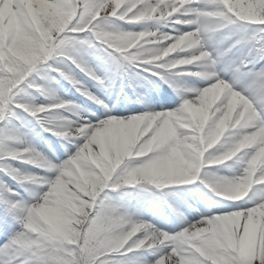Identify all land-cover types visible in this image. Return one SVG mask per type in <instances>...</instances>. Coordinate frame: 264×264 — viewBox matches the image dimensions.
I'll list each match as a JSON object with an SVG mask.
<instances>
[{"label": "snow or ice", "instance_id": "obj_1", "mask_svg": "<svg viewBox=\"0 0 264 264\" xmlns=\"http://www.w3.org/2000/svg\"><path fill=\"white\" fill-rule=\"evenodd\" d=\"M261 21L264 0H0V264H264ZM58 77L104 111L61 97ZM86 80L129 100L131 89L145 110L112 114ZM169 88L181 102L157 110L175 103ZM29 117L59 156L29 139ZM233 159L238 172L211 171ZM197 182L214 207L197 206L198 186L169 190ZM126 186L164 199L176 221L139 218Z\"/></svg>", "mask_w": 264, "mask_h": 264}, {"label": "rangeland", "instance_id": "obj_2", "mask_svg": "<svg viewBox=\"0 0 264 264\" xmlns=\"http://www.w3.org/2000/svg\"><path fill=\"white\" fill-rule=\"evenodd\" d=\"M125 27L132 28L134 30H139V29L142 28L141 26H139L137 24L125 25ZM86 82L88 84V87H90L94 92H96V88H98V87L95 85V82L94 81H90V80H86ZM64 89L66 90V93L68 94L67 95L68 97L65 98V99L74 100V101H76L77 104H80V105L84 104L85 107L89 106L90 104L92 105V103H94V101L88 99L87 97H84L83 95H81V93L77 92L76 88L73 87V85L71 83H69V82L64 84ZM127 91H128L129 94L130 93L132 94L131 91H129V90H127ZM100 96L102 97V94H100ZM38 102L46 103L48 101H46L43 96H40L38 98ZM180 102H181V100H179V101L177 100L176 103H175V106L172 107V108H175ZM93 107H94V105H93ZM96 107H97V105L94 108H96ZM145 107H146L145 105H140V106H137L135 109H129V110H115V109H112V114L117 115V116H120V115L121 116H129V115L134 114V113L143 112L145 110ZM96 109L98 110L97 115H99L100 112L104 111L103 107L101 108V110L98 109V107ZM159 109L160 108L157 107V110H159ZM29 119L31 120V117H29ZM30 127L33 129V131L30 133L29 139L38 148L42 149L44 152H46L49 155H51L52 151L48 147V145L51 144L52 149H56L57 150L56 151V155L57 156L60 155V152L63 151V148H62L61 145H59L58 142H56V140H58L57 137L53 136L51 133L43 131L41 129L40 125L35 120H31ZM61 158H63V157H61ZM13 163H15L17 167L30 169L31 171H34V172H41L42 171L39 167H34L31 164L21 163L19 161H13ZM239 170H240V168H237L235 171L238 172ZM211 171L217 172L218 171L217 167L216 166L213 167L211 169ZM225 174L226 175H232L233 171L232 172H225ZM0 175H2V174H0ZM5 179H7L9 181V183H12L13 185H15V183H16L10 176L5 177ZM202 185H204V184L200 183V182H197L196 185H190V186H169V190L173 191L174 188H178L177 190L180 191V190H186L188 188L197 187V186L199 188L203 189ZM149 187H152L154 191H158V190H156L154 188V186H149ZM205 189H206L207 193H209L210 195L213 194L211 192V190L208 189L207 187H205ZM125 191L129 193V196L125 197V200L132 205L130 210L133 211V212H136V206L139 205L140 210H139V213L137 215L139 216V218H142L144 220L145 219L150 220V218H151V216H147L146 217L145 214L142 213L143 212L142 210L144 208L154 207L155 208V212H160L159 210L162 211V209L165 206H168V203L164 199H162L160 197H151V198H149L150 194L138 195V193L140 191L138 186H126ZM120 194L121 193H114V195H120ZM212 197L218 198L214 194L212 195ZM169 199L175 204L177 201L180 200V196L173 195V196L169 197ZM198 199H199L200 202L202 201L201 204L203 203V205L207 203V201H205V200L212 201L210 203L214 207V202L215 201H213V198H206V199L201 198L200 199V197H198ZM52 222L55 223L54 220ZM162 222L163 223L159 224L158 226L163 227V226L166 225L164 223V220H162ZM129 255H131V254H129Z\"/></svg>", "mask_w": 264, "mask_h": 264}, {"label": "bare ground", "instance_id": "obj_3", "mask_svg": "<svg viewBox=\"0 0 264 264\" xmlns=\"http://www.w3.org/2000/svg\"><path fill=\"white\" fill-rule=\"evenodd\" d=\"M142 27H144V25H142ZM164 31H167L168 29H163ZM181 79L183 80V81H185L190 87H203L204 85H205V83H206V81H204L202 78H197V77H195V76H192V75H188V74H184V75H182L181 76ZM166 87V86H165ZM57 88V87H56ZM58 89V88H57ZM97 90H101V89H97ZM131 90V89H130ZM169 90H170V88H169ZM59 91V95L61 96V94H62V91H61V93H60V90H58ZM104 92H105V94H103L102 96L104 97V98H106L107 96H109V91H111V90H108V91H105V90H103ZM127 91V90H126ZM132 91V90H131ZM171 94H173V98H174V100H175V96L176 97H179V98H181L180 97V95H179V92L178 91H173L172 90V92H171ZM111 95L112 96H114V100H115V98H116V101H115V103L116 104H114V105H132V106H135V105H138V103H141L139 100H137L136 98H135V95L134 96H132V99L131 100H129L125 95H123V94H121L119 97H117L116 96V94H115V92H111ZM61 97H63V95L61 96ZM117 101H119V102H117ZM95 105H99V104H95V102H94V107H95ZM161 105H163V104H161ZM167 105V104H166ZM93 106L92 107H86L85 109H88V113L87 114H89V115H91V113H93V112H95V113H97L98 112V110L96 109V108H94ZM94 108V109H93ZM99 108V107H98ZM93 109V110H92ZM101 109V108H100ZM227 163V162H226ZM226 165H231V166H233V167H235V166H238V167H240L241 165H240V163L239 162H237L235 159H233V160H230V161H228V163L226 164ZM226 169V168H225ZM219 170L221 171L222 169L221 168H219ZM181 199H182V201H184V199H183V197H181ZM221 199V198H220ZM216 200H218V199H213V201H216ZM212 202V201H211ZM154 208V207H153ZM144 211H148V212H144V213H150V212H152L153 210L152 209H150V208H148V209H146V210H144Z\"/></svg>", "mask_w": 264, "mask_h": 264}, {"label": "clouds", "instance_id": "obj_4", "mask_svg": "<svg viewBox=\"0 0 264 264\" xmlns=\"http://www.w3.org/2000/svg\"><path fill=\"white\" fill-rule=\"evenodd\" d=\"M234 3L239 4L240 0H233ZM264 22V21H261ZM223 131V125L221 126L220 130L217 131V133L215 134L214 140L213 142H215V140L219 139V136L222 134ZM247 193V188L245 185H241L239 191L236 193L237 198L242 197L243 195H246Z\"/></svg>", "mask_w": 264, "mask_h": 264}]
</instances>
